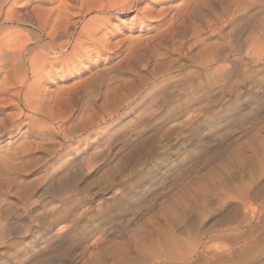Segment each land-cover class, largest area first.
Instances as JSON below:
<instances>
[{"label":"rangeland","instance_id":"rangeland-1","mask_svg":"<svg viewBox=\"0 0 264 264\" xmlns=\"http://www.w3.org/2000/svg\"><path fill=\"white\" fill-rule=\"evenodd\" d=\"M141 2L0 70V264H264V0Z\"/></svg>","mask_w":264,"mask_h":264},{"label":"bare ground","instance_id":"bare-ground-1","mask_svg":"<svg viewBox=\"0 0 264 264\" xmlns=\"http://www.w3.org/2000/svg\"><path fill=\"white\" fill-rule=\"evenodd\" d=\"M54 1L56 0H0V70L2 68H6L7 73H9L11 76L12 75L14 76L13 78H15V80L17 81L16 83H20L22 81V80L20 82L18 81V74H19L18 70H20V67L23 66L21 65V63L24 58H27V62H28L27 69H28L29 74H31L32 76H37L42 71H44V70H41L42 69L41 66H44V65L47 66V63L45 64V62H42L43 59L44 60L49 59L50 61L49 65L52 64V61L56 62V65L58 64L61 65L60 63H62L63 65L64 59L65 61L67 57L68 59H70L69 56H74L75 58V56L80 55L81 57L88 58L89 52L84 50L83 47L84 45L88 43H92V44L95 43V45L96 43H99V40L97 39V35L100 33L101 30H106V27L109 26V22H110V18L106 17L105 15L111 14V13L112 14L118 13L120 15H123L128 12H135L142 16H146L145 11L143 9L144 6H142L143 8L140 7L142 9L138 8L139 7L138 5L141 2V0H60L59 2L60 5L56 8L59 13L57 14V17L56 16L54 17L53 14H50L49 12H44V10L41 9V7H43L45 4L54 3ZM16 5H18V7ZM70 10H73V11H70ZM83 10L88 13H90V11H93L95 12V14L96 13L102 14V15L104 14V16L101 17V16L94 15L92 17L85 19L82 17ZM53 17L57 19L56 20L52 19ZM74 18L76 20L78 18L79 21L78 22L74 21ZM52 21H53V24H50ZM11 24L12 25L18 24V28H19V25H27L30 27H36L40 30H44V32L46 33L45 35L47 36L49 41L47 43H43L42 45H40V47L43 48V51L40 50L39 53H35L34 50H30L29 54H27L26 49L28 48V45H30L31 42L40 44V38H36V36H33V35H32L33 38H29L30 36L28 37L22 34V32L19 31V29L16 30L17 28L10 27L9 25ZM122 25H124V22ZM77 26H78V31L76 32ZM101 36H102L101 38L102 43L103 41L104 43L109 42L110 40L114 38V37H109V35L107 34H103V35L101 34ZM116 37L118 38V40H116L118 44L122 43L127 38V36L126 38H124L123 34L122 36L118 35ZM71 39H72V42H71ZM69 47L71 51H68L69 53L67 54V52L65 51ZM64 52L66 53V55L63 54ZM38 64L41 66H39ZM69 64H67L66 66L67 68ZM75 64H77V62ZM56 65L55 67H57ZM71 65L73 64L71 63ZM60 67H62L61 69L63 71L64 69L63 66H59V68ZM68 69H71V68H68ZM26 72H27L26 69L23 70V73H26ZM9 77L7 76L5 78L6 81L9 80ZM9 84H11L10 82L8 83V86L11 87ZM2 115H0L1 116L0 117V136L6 131H8L9 129L8 127L11 128L14 125L12 124L11 120H8L6 118L7 114L5 117ZM10 121H11V124H9ZM64 189L62 191H64Z\"/></svg>","mask_w":264,"mask_h":264}]
</instances>
